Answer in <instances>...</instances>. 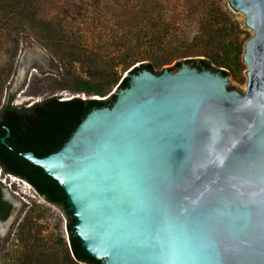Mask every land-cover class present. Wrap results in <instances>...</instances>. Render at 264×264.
Returning a JSON list of instances; mask_svg holds the SVG:
<instances>
[{
	"label": "water",
	"instance_id": "95a60500",
	"mask_svg": "<svg viewBox=\"0 0 264 264\" xmlns=\"http://www.w3.org/2000/svg\"><path fill=\"white\" fill-rule=\"evenodd\" d=\"M231 3L255 32L245 95L186 65L128 72L113 106L88 113L60 150H13L60 187L95 260L264 264V0Z\"/></svg>",
	"mask_w": 264,
	"mask_h": 264
},
{
	"label": "rangeland",
	"instance_id": "374dc122",
	"mask_svg": "<svg viewBox=\"0 0 264 264\" xmlns=\"http://www.w3.org/2000/svg\"><path fill=\"white\" fill-rule=\"evenodd\" d=\"M34 5V26L39 20H47L69 32L59 38L62 48L34 39L27 30L0 35L1 103L7 95L14 97L15 106H30L49 97L61 101L78 96L93 99L95 96L75 92L80 81L106 86L105 96L100 97L105 100L116 93L118 86L107 83L114 81L116 74L122 79L133 68L120 66L112 72L119 56L116 43L123 35L128 43L139 36L140 52L150 51L154 48L149 41L157 32L154 26L164 30L162 38L171 43L170 49L161 47L155 52L168 49L167 55L174 56V61L155 66L157 73L172 70L170 74H176L179 62L208 61V57L216 61L236 48L240 65L225 69L226 78L233 83L231 92L242 96L246 93V45L255 32L231 0H36ZM4 14L0 12V17ZM210 30L220 41L206 45ZM0 184L3 197L12 205L10 216L3 221L6 227L0 229V264H17L18 257L34 250L40 264L62 263L60 241L67 244V221L60 207L43 200L26 181H14L1 170Z\"/></svg>",
	"mask_w": 264,
	"mask_h": 264
},
{
	"label": "trees",
	"instance_id": "16d2710c",
	"mask_svg": "<svg viewBox=\"0 0 264 264\" xmlns=\"http://www.w3.org/2000/svg\"><path fill=\"white\" fill-rule=\"evenodd\" d=\"M34 2L36 0H0V12L5 13L0 17V35L27 30L34 39L44 40L62 48L63 45L59 38L66 35L69 31L65 27L54 26L47 20H39L40 26H34L33 23L36 22ZM208 27L211 28V26ZM153 29L157 32L153 33L149 44L154 49L145 53L139 50L142 47L140 43L141 37L135 36L129 43L125 35L120 38V43L118 45L116 43V51L119 54L118 63L113 64L112 72H117L120 66L123 68L133 67L129 71L131 75L148 71L158 76L162 72L157 73L155 66L174 61L172 53L167 55L168 49L160 50L161 53L155 52L161 47L169 48L171 43L162 38L164 30H159L155 26ZM214 33V31H209L206 36L208 38L206 45H213L218 40L220 41L219 37H214ZM239 54V50L235 48L233 51H227L222 54L216 61L207 56L208 61L184 60L177 63L175 68L186 65L190 69L209 71L226 78L228 73L225 69L231 70L233 66L240 65L238 62ZM145 58H152L154 61L144 62ZM138 62L144 63L134 66ZM94 63L95 61H90V64ZM168 71L171 72L172 70ZM113 80L107 84L118 83L115 90L117 92L129 87L127 79L119 80L117 74ZM106 90L104 85L94 86L89 81H80L75 87L76 93L95 96L99 99L81 98L78 96L61 101L58 97H49L30 106L13 105L14 97L10 95L5 96L4 102L1 103L2 97H0V170L6 175L26 181L43 200L60 207L67 221L65 228L68 246L64 240L61 239L60 241L64 264H104V262L88 256L80 246L79 240L74 234L73 226L75 221L60 187L40 167L28 163L13 150L31 152L37 158L57 152L68 141L71 134L88 113L92 110L111 108L113 106L116 95H111L105 100L100 98L105 96ZM6 129L9 131V136L3 144L1 139L5 137ZM1 189L2 186L0 184V219L4 221L10 216L12 208L8 203L1 200ZM35 253V250L34 252L24 253L18 257L16 263L40 264L39 259L34 258ZM63 262L59 264H63ZM56 263L58 264V262Z\"/></svg>",
	"mask_w": 264,
	"mask_h": 264
},
{
	"label": "flooded vegetation",
	"instance_id": "af4514ba",
	"mask_svg": "<svg viewBox=\"0 0 264 264\" xmlns=\"http://www.w3.org/2000/svg\"><path fill=\"white\" fill-rule=\"evenodd\" d=\"M1 200L4 201V202H6V203H8V204L11 206V208H12L11 203H9L8 201H6L5 198L3 197V195H2ZM11 211H12V209H11ZM10 214H11V212H10ZM0 221H2V220L0 219ZM4 221H5V220H4ZM2 222H3V221H2Z\"/></svg>",
	"mask_w": 264,
	"mask_h": 264
}]
</instances>
